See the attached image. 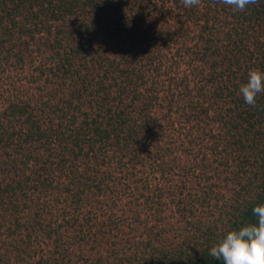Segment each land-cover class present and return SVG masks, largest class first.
Here are the masks:
<instances>
[{
	"label": "trees",
	"instance_id": "obj_1",
	"mask_svg": "<svg viewBox=\"0 0 264 264\" xmlns=\"http://www.w3.org/2000/svg\"><path fill=\"white\" fill-rule=\"evenodd\" d=\"M171 4L180 9L174 23L181 25V35L147 24L152 7L158 11ZM202 4L206 11L200 14L199 6L185 8L180 0H0V71L24 68L33 43L46 33L50 64L40 68L39 77L54 81L44 102L14 98L0 108V264H69L75 247L100 244L106 232L96 235L94 229L111 183L127 185L123 196L156 207L157 218L168 200L184 205L185 212L189 206L177 202L175 184L183 186L182 197L191 189L192 176L203 180L207 174H197L199 165L185 161L168 173L172 167L166 160L193 152L202 135L214 141L212 157H221L220 164L236 178L226 180H238L221 220L201 237L189 234L175 247H159L149 238L140 241L145 247L139 244L134 257H119L120 251L112 250L115 263L223 264L209 254L210 248L228 231L258 224L253 209L264 205V93L252 107L239 88L250 70L264 72V0L244 12L217 0ZM213 12L233 27L218 31L209 17ZM70 18L75 31L56 25ZM168 53L174 67L186 56L196 57L190 66L198 62L192 73L202 86H192L190 75L169 77ZM176 97L186 98L188 105L176 106ZM202 99L212 100L211 109ZM179 108L186 122L197 124L195 146L193 135L174 137L173 115ZM213 108L218 112L211 117L214 125H203ZM147 162L162 164L159 172L174 186L153 190L144 177ZM249 172L250 179L242 180ZM208 185H203V197L193 195L190 201L210 199L214 191ZM102 225L104 231L107 225ZM161 232L158 228L154 236Z\"/></svg>",
	"mask_w": 264,
	"mask_h": 264
},
{
	"label": "rangeland",
	"instance_id": "obj_2",
	"mask_svg": "<svg viewBox=\"0 0 264 264\" xmlns=\"http://www.w3.org/2000/svg\"><path fill=\"white\" fill-rule=\"evenodd\" d=\"M158 6L160 7V4H158ZM152 8L155 12L150 17H153L155 15L157 17V20L154 19L156 18L155 16L153 18H150L148 16L146 17L147 24L154 26L156 23V28L159 30V32L164 30L168 31L167 33H172L173 31L178 32L180 35L183 33V31H180L181 25H175L174 23H177L176 14H179L180 12L178 6L174 4L166 7L161 6V9L159 8L158 11L155 9V7ZM197 11L202 14L206 11V8L202 4L199 6V9H197ZM219 14L220 12H213L209 15L211 23L215 22L214 28H217L218 31L220 30L221 32L226 33V30L232 28L233 25L231 27L227 25V22H221V20H217V16H219ZM231 21V23L234 22L233 20ZM74 23V19L70 18L67 19L66 23L59 22L56 23V25H58V27L67 28L66 31L69 32L70 30L75 31V27L73 26ZM54 25L52 27L53 33H55L56 26ZM196 25L197 24H195L193 27L196 31H198V28L195 27ZM171 26L173 27L170 28ZM47 36L48 34L46 33L38 36L37 41L33 43V50L30 52V58H28L27 65L24 68L8 67L4 72L0 71V108L8 105L9 100H14V98L27 99L30 97L35 102L39 103L44 102V99L48 98L46 96L47 88L53 87V85L51 84H53L54 81L50 82L51 79H48V81H46L45 77H39L40 68L46 67V65L50 64V51L49 48L44 45V43L48 42ZM97 36L98 35H96V37ZM53 37L54 35H52V38ZM83 39L87 40L86 37H83ZM253 41H255L254 36ZM104 45H106L105 47L108 48L111 43L107 42L104 43ZM193 57L194 56H192V58L186 56L183 62H180L179 60L177 66L174 67L173 63L175 58H173L172 53H168L167 58L169 60V63L166 66V70L168 69L170 71L169 77H178V74L181 77L183 75H190V82L192 86H202V84L198 83V80L194 78V74L192 73L193 67H196L198 65L197 62L190 66L191 60L193 61L194 59H196V57ZM171 63L172 66L170 65ZM53 89H51L50 91L52 92ZM177 99L178 98L176 97L173 101L176 103V106L181 105L183 108L184 105H188V100H186V98L181 97L178 101ZM202 102L203 106H208L211 109L210 103L212 102V100L202 99ZM182 108H179L173 115L174 122H176L177 124L174 137L175 139H181L182 137L188 135L187 139H189V137L193 135L192 145L195 146L196 138L199 136V132H196L198 128L196 126L197 124L195 122H186L185 119H187V116L181 115L183 110ZM162 112L166 113L165 110H162ZM217 113L218 112L215 110V108H213L209 114V118L204 119L203 125H205V123L214 125L211 121V117H213V115H217ZM211 127H214V129H216V126H210L208 129H211ZM207 138L209 137L202 135L198 140L199 145L197 146V148L193 149V152L191 150V152L187 153L186 155L178 154V159L176 157H170L166 160V163H168L167 167H172V170L167 171L168 173H172L181 169L182 166L178 164V161H185L190 165H199L197 166L199 170L197 174L201 173L202 176L203 174H205V172L207 174L206 177L202 178L203 180H201L198 175L192 176V179L190 181L191 184H189L191 189L186 191V193L183 194L182 197L180 195V192L183 186H180V182H177L174 186L172 184V180H166L161 175L163 173L159 172L161 171L160 169L162 164H160L161 166L157 167L155 166V164L147 162V165H149L150 167L147 168L146 172L149 175H147V173H144V177L147 178L148 176L149 180L153 184V190L154 186H159L166 189H170V186H174L175 193L179 195V199L177 200V202L182 199V203L189 206L187 207V210L185 212H183L184 205L176 206L172 204L170 200H168L169 204L167 209L165 210L161 218H157L155 214V210L157 211L156 207L155 210H151L150 207H147L144 204L141 205L140 202L138 203L135 200V196H123V191H129L123 189L126 188L127 185H123L121 187L117 186V183H111L106 188L107 194L106 198H104L105 200H103L105 202L103 203V205H99L100 209L98 211L99 215H101V222L99 224V227H95L94 229L96 235H102L104 232H106V236H101L103 237V240H99L100 244H95L92 242L86 245V247H75L73 250L74 254L72 255L73 262L69 264H100V259L104 260V262H102L101 264H117L115 263V258H113L112 256V250L120 251L118 253L119 257H134V255L138 253L139 244H142L140 245L141 248L145 247V244L140 241L145 242V240H148L149 238H154L157 240L156 245L159 247L162 244L175 247L182 243L184 237H186L187 235H192V233L197 232V238H199L203 235V233L209 231L210 227H214L222 218V210L224 209L223 206L231 201L234 195H236V189H238L239 187L236 186L238 180H234L236 182L232 180H226L228 179L227 177H232V179L236 178L235 176H231V173L226 170V167L220 164L221 157H212L211 148L214 141L209 142ZM192 145H190L191 149L193 148ZM174 158H176L177 160L175 161ZM232 165L233 169L236 171L237 169L235 168V162H233ZM156 170L158 172H156ZM251 172H249L246 177L243 176L242 180L248 181L250 179L249 176L252 174ZM168 177H171V175ZM179 178L180 177H177L176 181H180ZM205 183L207 184V186H209L208 184H211L213 187L214 194H212L211 198L205 200L204 203L196 202L194 200L190 201L192 197H194L193 195H198L199 198L203 197V185ZM207 189L208 188H206V190ZM217 197L219 199H217ZM200 200L203 202L202 199ZM136 205L139 206V210L133 212L132 208ZM102 223L107 225L104 231H101L99 229L101 226H103ZM158 228L159 230H163V232L160 233L159 238L154 236ZM15 256H17L16 253ZM88 257L94 260L84 261V259ZM136 260L138 259L136 258ZM33 262L35 263L36 259H34ZM65 263H68V261L66 260ZM15 264L25 263L15 261Z\"/></svg>",
	"mask_w": 264,
	"mask_h": 264
},
{
	"label": "clouds",
	"instance_id": "obj_3",
	"mask_svg": "<svg viewBox=\"0 0 264 264\" xmlns=\"http://www.w3.org/2000/svg\"><path fill=\"white\" fill-rule=\"evenodd\" d=\"M233 11L244 12L258 0H217ZM185 8L198 7L202 0H180ZM239 93L246 104L256 107L257 97L264 93V72L254 69L248 72L247 83L240 85ZM258 224L228 231L211 248L209 254L223 264H264V205L253 209Z\"/></svg>",
	"mask_w": 264,
	"mask_h": 264
}]
</instances>
